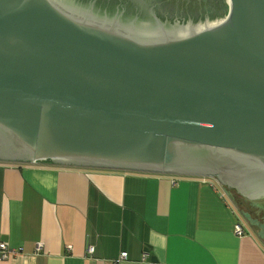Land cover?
Wrapping results in <instances>:
<instances>
[{
	"label": "water",
	"instance_id": "obj_1",
	"mask_svg": "<svg viewBox=\"0 0 264 264\" xmlns=\"http://www.w3.org/2000/svg\"><path fill=\"white\" fill-rule=\"evenodd\" d=\"M223 1L164 27L0 0V159L215 177L264 206V0Z\"/></svg>",
	"mask_w": 264,
	"mask_h": 264
},
{
	"label": "crops",
	"instance_id": "obj_2",
	"mask_svg": "<svg viewBox=\"0 0 264 264\" xmlns=\"http://www.w3.org/2000/svg\"><path fill=\"white\" fill-rule=\"evenodd\" d=\"M242 208L215 177L0 159V264H264Z\"/></svg>",
	"mask_w": 264,
	"mask_h": 264
},
{
	"label": "flooded vegetation",
	"instance_id": "obj_3",
	"mask_svg": "<svg viewBox=\"0 0 264 264\" xmlns=\"http://www.w3.org/2000/svg\"><path fill=\"white\" fill-rule=\"evenodd\" d=\"M80 9L104 14L123 25H187L224 15L223 0H73ZM80 5V6H79ZM251 216L253 210L244 207ZM262 219V218H261Z\"/></svg>",
	"mask_w": 264,
	"mask_h": 264
},
{
	"label": "rangeland",
	"instance_id": "obj_4",
	"mask_svg": "<svg viewBox=\"0 0 264 264\" xmlns=\"http://www.w3.org/2000/svg\"><path fill=\"white\" fill-rule=\"evenodd\" d=\"M228 190H229V194H230L231 198H233V201L236 202V197L235 196H237L238 199L243 203L242 205H245L244 207H248L250 210H253V212L251 214V216L253 217V219L255 218L256 220H259L261 223L264 224V206H262L261 204L255 202V201H252V200H250L248 198H245L243 196H240L232 188H229ZM242 210H243V212L248 211L246 208H242Z\"/></svg>",
	"mask_w": 264,
	"mask_h": 264
},
{
	"label": "built area",
	"instance_id": "obj_5",
	"mask_svg": "<svg viewBox=\"0 0 264 264\" xmlns=\"http://www.w3.org/2000/svg\"><path fill=\"white\" fill-rule=\"evenodd\" d=\"M234 232L238 236H241L243 234V230H242L240 225L235 226ZM19 252H20V250L11 248L7 243L0 241V259L1 260H7V259L14 258L15 256L18 255ZM91 252H92V248L89 247L88 253H91ZM126 257H127L126 253H123L120 256L121 259H125ZM146 258H147V254L144 253L143 254V260H146Z\"/></svg>",
	"mask_w": 264,
	"mask_h": 264
},
{
	"label": "trees",
	"instance_id": "obj_6",
	"mask_svg": "<svg viewBox=\"0 0 264 264\" xmlns=\"http://www.w3.org/2000/svg\"><path fill=\"white\" fill-rule=\"evenodd\" d=\"M235 196V195H234ZM236 197V202H238L240 205H241V201L238 199V197L237 196H235Z\"/></svg>",
	"mask_w": 264,
	"mask_h": 264
}]
</instances>
